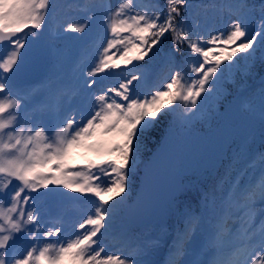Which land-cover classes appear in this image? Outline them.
Instances as JSON below:
<instances>
[{
    "label": "snow or ice",
    "instance_id": "6c2138e0",
    "mask_svg": "<svg viewBox=\"0 0 264 264\" xmlns=\"http://www.w3.org/2000/svg\"><path fill=\"white\" fill-rule=\"evenodd\" d=\"M188 0H164L161 7L159 0H123L115 13H106V23L111 33L127 34L119 40L108 43L105 55L93 68L90 76L119 68L120 62L109 63L112 59L107 55L116 44L124 45V56L136 53L130 59L121 60L125 65L132 60L143 61L153 53L154 47L163 38L170 36L174 47L170 56L180 62H187V57L177 45L186 44L187 51L202 57L198 64L190 66V74L185 79V72L175 71L166 85V91H156L150 97H133L130 85L137 80L132 76L118 88L109 91L115 96L109 103V93L97 97L100 110L96 111L82 125L75 118L67 119L62 127L49 136L45 128L35 125L32 113L24 110V97L10 90L7 75L17 68L20 52L27 41L18 38L25 29L39 31L44 27L45 18L51 7V0H0V43L9 42L13 48L6 57H0V264H147L143 259L147 248L143 244H135V255L112 256L103 255L104 249L99 245V235L106 230L107 220L112 216V201L128 190L129 178L137 163L139 155V137L148 131L154 123L161 119L173 106L184 104L185 121H190L198 111V103L210 97L219 96V81L227 67L239 59V54L253 58L257 52L256 44L264 45V15L259 30L250 31L247 22V4L239 5L241 14L234 19L226 33H218L206 43L221 46L219 54L211 48L202 47L203 37L192 39L187 28L185 13ZM262 13H264V5ZM128 10V14L125 13ZM139 9V10H138ZM87 24H69L66 31L83 33ZM148 35L146 39L145 36ZM125 39L128 44H125ZM150 41V42H149ZM131 45V46H129ZM194 75L196 78L192 79ZM94 79L88 81L87 87L95 85ZM261 110L264 114V95L261 97ZM102 156L103 159L89 160L88 169H101L110 181L101 188L92 186L87 180L70 178L69 161L80 155ZM264 158V157H262ZM80 177V172L73 173ZM98 180L99 177H94ZM15 182V183H14ZM62 187L81 194H92L99 198L100 205L95 214L89 216L79 225L84 232L75 239L64 244H47L37 249L33 247L25 255L17 258L9 250L12 242L20 233L30 234L35 240L40 232L39 216L35 208V196L41 189L51 190ZM104 194L108 200H104ZM237 193H230L223 201L228 207ZM239 196L244 201L245 226L230 241L234 249L225 264H264V224L259 229L253 227L257 212L264 214V180L258 184H249ZM31 202V203H30ZM6 205H8L6 207ZM215 197L212 193L204 195L205 211H213ZM25 207L31 208L25 211ZM202 217L186 214L185 238L200 226ZM90 226V230L85 227ZM59 227L44 231L43 236H58ZM225 229L216 223L209 233V247L220 249L225 243ZM38 253V254H36ZM183 255V244L176 248L175 256ZM175 264V262H174Z\"/></svg>",
    "mask_w": 264,
    "mask_h": 264
},
{
    "label": "rangeland",
    "instance_id": "374dc122",
    "mask_svg": "<svg viewBox=\"0 0 264 264\" xmlns=\"http://www.w3.org/2000/svg\"><path fill=\"white\" fill-rule=\"evenodd\" d=\"M63 0H51V3L54 2L55 9L62 8V11L59 12V24L56 30L59 32H65L66 28L69 24H85L86 22H80L81 19L78 16L65 15L67 12L64 6L68 5V1L66 3H62ZM121 0H98L101 4L108 3L109 12L108 13H115L117 11V5ZM97 3H95L97 7ZM104 9V6H102ZM99 9L95 10V15L100 13ZM230 14V13H229ZM238 17L237 14L233 13L224 17V29H220L219 31H212L209 33L202 47L211 48L213 53L219 54L217 50L220 49L221 46L212 45L211 43H206L211 39L212 36L217 35L218 33H226L229 30V26L231 22ZM45 24V22H44ZM87 24V23H86ZM91 27L95 28V24H91ZM45 28V25H44ZM88 24L84 31L87 32ZM58 31H53L52 34L54 35ZM63 34V33H62ZM111 31L110 26L107 24V31L104 36L99 39L94 47L93 50L87 48V50H76V54H82L83 59L78 60L80 62L76 63V69H72L69 67V74L66 76L68 78L66 81L59 82V85L55 88L52 87L53 80H58L56 76H47L45 80H39L33 85L24 84L21 80V61L24 58L33 56V53H29L27 51V46L31 42L32 39H36L40 44V49H43L46 52H49L48 44H50V37L48 33L45 32H37L32 31L30 29H26V31L18 37L22 41H27L25 48L20 52V62H19V69L20 74H16V82L13 84L15 87L20 89L22 92L24 91L28 94L27 97L31 95L41 94L44 91H48V96L50 99H45L40 97L39 95L36 96L34 99L35 103L34 106L29 107V110L34 111V120L35 125L37 127L45 128L46 132L49 136L53 135L60 127L64 125L67 119L75 118L78 123L82 125L83 122H86L88 118L91 117L96 111L100 110V102L97 100V97L100 95L105 94L106 92L109 93V90L112 88H118L121 83H125L127 80L131 79L130 72L132 71L133 67H128L124 65L121 69H114L113 71L109 70L111 74L110 77H102L100 81L95 83V92L93 95L88 93V87L86 86L88 81L94 79L96 76H90L93 68L99 63V60L105 55L104 49L108 47V41L110 37ZM120 35V34H119ZM13 46L10 43H6L2 45V55L6 57L12 51ZM124 45L117 44L112 49L109 50L107 55L112 57V61H121V57L124 56L123 52ZM72 53V51H70ZM87 54V55H86ZM125 59V57H124ZM130 59V58H129ZM202 60V57H199V62ZM198 62V63H199ZM123 63V61H122ZM124 64V63H123ZM228 66V65H227ZM226 68V67H225ZM232 69L233 64H232ZM116 78H119L117 80ZM192 79L196 77L192 75ZM9 85H12L11 83ZM133 97H150L154 94L157 90L152 88L150 82H146L145 84L141 83L139 85L140 89L136 91V87L134 85V81L129 86ZM135 88V89H134ZM258 87L257 89H259ZM160 90V89H159ZM248 93V98L257 100L261 99L262 95H264V87L260 91H250L249 88H246ZM149 95V96H148ZM109 93V100L110 103L113 99L110 97ZM259 102V101H258ZM260 108H261V102ZM65 109V112L63 110ZM263 119L264 115L262 114ZM54 119L55 123L52 126L47 125V120ZM245 127V124L242 125ZM241 137L249 136L250 133H247L244 128L241 129ZM197 139L192 137L191 135H187L183 137L181 143L179 144L178 149V157L176 161V168L178 171L182 172V170H188L189 168H196L202 162L203 157L206 155V152L202 149L197 148ZM245 154V153H244ZM222 155V154H221ZM220 155V156H221ZM101 159L100 157L89 155H80L81 159V166L86 165L89 163V160H97ZM246 159H253L252 156L245 157ZM218 160H221L220 158ZM70 168V167H69ZM71 169V168H70ZM103 170L101 169H87L88 176L91 177L93 183L92 186H99L101 188L105 187L107 183L110 181L105 178L102 179ZM77 172H80L77 171ZM74 171L71 170L70 178L79 179L81 177H74ZM253 174V173H252ZM244 174L247 176L246 179V186L239 185L236 198L233 199V207L237 209L236 212H239L241 207H244V201L239 196V193L247 187L249 184H258L261 180H264V169L259 168V172L257 171L253 177L251 175ZM94 177H99L98 180H95ZM254 178V179H253ZM257 178V179H255ZM83 179V178H81ZM84 180V179H83ZM257 182V183H256ZM78 195L81 197L83 201L84 208L76 207L74 202L73 196ZM107 194H104L106 196ZM35 196V208L39 216V227L40 232L36 234L35 240L32 239L30 234L27 233H20L16 236L15 240L12 242V247L10 248L9 252L11 255H15L17 258L22 257L27 253V251L31 250L33 247L37 249L46 246L47 244H64L66 241H70L75 239L77 235H80L84 232V229H80L79 225L83 223L89 216H93L95 214V209L99 207L100 202L97 200V197L92 194H81L75 192L71 189H64L62 187L59 188H52L49 190H40L39 194H34ZM48 198V199H47ZM47 199L48 204L46 205L43 200ZM31 203V202H30ZM8 205H6L7 207ZM81 207V206H80ZM259 203L257 204V212H259ZM27 211H30L31 208L26 207ZM163 207L161 205L152 206L147 213L150 216H153L155 219L159 217L161 209ZM82 209V210H80ZM218 216V215H217ZM237 215H229L225 219L224 217L218 216V219H214L213 223H221L225 224L224 227H227L226 230V242L221 246L218 250L213 247H209L207 244L208 235L204 236L205 229L207 230L206 226L203 224L200 228L196 229L195 232L192 233L190 239H188L185 243L182 242L184 240V235H181L180 240L177 238L178 243L177 245H173V249L167 254L165 253V245L163 244L164 241L168 243L171 240V232L169 229L165 231V234L161 236L152 235L150 230L147 231H137V234L140 235L138 239L139 244H143L147 248V255L143 257L144 260L147 261V264H173L178 259H183L181 264H184V261L187 260L188 264H199V263H206V264H225V261L231 257V252H225V246L229 245L228 241L232 240L240 231H237L235 228L234 218ZM258 217V213H256L254 220H253V227L259 229L264 222H260V224H256ZM224 219V220H223ZM246 219V217H245ZM246 221V220H245ZM116 223L113 220L108 219L106 230H102V233L99 235V245L104 249L103 255H112V256H127V255H135V244H131L129 242L128 235L115 233L113 228ZM230 226V228H229ZM59 227L61 232L58 236L53 235L51 237L43 236L44 231L54 230L55 228ZM87 229L90 230V226L85 225ZM214 226H211V230ZM124 229H127L125 227ZM229 230V231H228ZM159 239V240H157ZM184 244L186 247H193L194 250L190 251L191 253L186 256L188 253L187 249L184 250V255L179 256L178 258L175 256L176 247L179 244ZM16 244V245H15ZM137 244V243H136ZM202 250L206 252L204 255L201 254ZM38 254V253H36ZM194 254L192 257H190ZM188 257V258H187Z\"/></svg>",
    "mask_w": 264,
    "mask_h": 264
},
{
    "label": "trees",
    "instance_id": "16d2710c",
    "mask_svg": "<svg viewBox=\"0 0 264 264\" xmlns=\"http://www.w3.org/2000/svg\"><path fill=\"white\" fill-rule=\"evenodd\" d=\"M223 2L224 0H205L204 4L198 7L194 8V12L199 16V21L194 24L190 20V9L187 8V11L185 13V19L187 22V28L190 29L192 33V39L196 40L197 37H202L203 35V26H207L211 23L212 19H216L214 26H218L220 23V19L222 16V12L224 11L223 7ZM247 4V21L251 24L257 23L259 18L262 16L261 10L262 8L259 7V5L264 3V0H243ZM160 6H164V0H159ZM230 5H236L238 7V12L241 13V9L239 5L241 3L238 2V0H231L229 3ZM202 18V19H201ZM259 30V26H258ZM145 38H148V35L146 34ZM150 42V41H149ZM162 44H164L166 47H174V42L172 37L166 36L165 38L162 39L161 41ZM180 47V51L185 54L187 57V62H181L183 66L188 69L191 66L190 62V52L187 51V45L186 44H180L177 45ZM256 49L257 52L255 53L253 58H249L244 54H240V59L243 67L245 66V60L247 58L251 59L252 61V66L248 69L245 70V78L247 80H250L253 76L260 75L264 72V45H261L260 43L256 44ZM153 53H150L149 57H146L145 60L139 61L138 63L143 69L144 73L147 74L151 68H154L158 70V77L155 80L156 82L160 81L164 75L165 72L162 70V66L159 61V55L161 52L157 49V46L154 47ZM180 59V57H179ZM169 66V65H168ZM232 81V83L236 85H240V83L243 82L242 79H229ZM230 91V87L228 88ZM228 94V93H227ZM216 98L220 101L219 103L224 104L225 101L227 100V96L220 94L219 96H216ZM168 113H166L164 116H167ZM164 116L161 119H158L154 125L146 132L140 135L139 137V153L145 152L147 150H150L158 141L160 135L162 134L163 130V123H164ZM202 119V124H199V126H203V123L206 121L208 123H211L210 117H206L205 114L200 115ZM191 121L193 123H197V117L194 116L192 117ZM187 122V121H186ZM232 171L230 169L225 170L224 172H219L216 174H210L208 180L203 179L201 176L196 177V178H191L188 181V185L185 186L184 190L181 192L183 194L187 201L184 203L185 209H182L180 207L181 201L176 200L175 201V207L172 209H169L165 214L164 218L165 220H174L175 218V211L179 210L181 213H186L188 214L190 212V207L194 209L195 205H199L200 207H204V195L206 193H212V195L215 197V204L218 203L217 197L220 195H223L225 192V183L228 180V178L232 175ZM132 185L128 187V190L122 194L123 199H122V204L123 208L128 204L130 198L134 194V189L136 186L137 182V175L132 180ZM128 223V222H127Z\"/></svg>",
    "mask_w": 264,
    "mask_h": 264
},
{
    "label": "water",
    "instance_id": "95a60500",
    "mask_svg": "<svg viewBox=\"0 0 264 264\" xmlns=\"http://www.w3.org/2000/svg\"><path fill=\"white\" fill-rule=\"evenodd\" d=\"M227 138L226 132L220 128L204 138L201 143L222 150ZM176 146L177 140L171 134H167L162 145L153 152L144 167L139 192L128 208V214L135 222L149 224L150 220L145 216L144 208L169 197L172 190L180 187L181 176L173 171Z\"/></svg>",
    "mask_w": 264,
    "mask_h": 264
}]
</instances>
